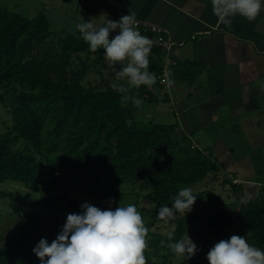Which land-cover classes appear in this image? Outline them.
I'll list each match as a JSON object with an SVG mask.
<instances>
[{"label": "trees", "instance_id": "obj_1", "mask_svg": "<svg viewBox=\"0 0 264 264\" xmlns=\"http://www.w3.org/2000/svg\"><path fill=\"white\" fill-rule=\"evenodd\" d=\"M0 4V107L4 111H0V185L13 181L42 191L32 205L48 206L66 199L77 212L82 204L70 196L74 183H83L98 198L115 202L124 195V186L145 181L158 208L171 206L172 197L187 187L196 201L185 217L178 215L171 222L175 230L160 231L156 223L148 228V264H168L175 256L168 244L199 226L206 232L204 241L195 256L185 257L181 264H208L212 243L232 235L245 236L264 250V185L249 190L229 178L213 153L196 147L176 123L137 121L140 107L158 101L151 88L129 90L128 95L143 101L130 119L126 104L131 100H122L123 94L111 87L124 82H111L99 70L101 84L85 83L86 75L104 56L102 49L91 52L79 31L54 30L43 12L31 18L16 11L10 1ZM155 47L149 55V71L160 84L162 48ZM92 56L96 58L89 63ZM222 171L226 173L222 185H232L238 197L234 214L225 202L206 204L205 194L193 190L208 180L215 183ZM51 187L59 188L60 194L49 196ZM251 190L256 193L248 196ZM7 199L16 196L0 190V200ZM28 207L17 210L18 216ZM43 221L44 217L32 215L19 226L17 236L0 235V264H40L33 248L41 238L51 243L58 235L57 228H52L46 237L40 236ZM167 232L173 233V241Z\"/></svg>", "mask_w": 264, "mask_h": 264}, {"label": "crops", "instance_id": "obj_2", "mask_svg": "<svg viewBox=\"0 0 264 264\" xmlns=\"http://www.w3.org/2000/svg\"><path fill=\"white\" fill-rule=\"evenodd\" d=\"M63 1L65 5L59 1L57 6L69 12L76 4ZM10 4L31 17L21 5ZM129 12L144 25L167 30L163 36L175 44L167 78L175 83L169 87L161 80L151 88L158 98L155 104L168 103L169 110L161 113L170 115L169 124L176 123L180 133L190 135L194 145L213 153L215 160H240L228 137L245 129L259 138L264 134V12L253 22L238 15L226 27L213 14L211 0H78L77 14L84 19L77 21L91 17L100 24L103 13L116 21ZM138 30L157 43V34ZM250 157L263 160V153ZM257 172L264 174V167ZM252 179L235 178L249 190L258 184Z\"/></svg>", "mask_w": 264, "mask_h": 264}, {"label": "clouds", "instance_id": "obj_3", "mask_svg": "<svg viewBox=\"0 0 264 264\" xmlns=\"http://www.w3.org/2000/svg\"><path fill=\"white\" fill-rule=\"evenodd\" d=\"M211 3L213 14L226 27H230L238 15L253 22L264 12V0H211ZM76 28L91 52L103 50L104 60L115 71L116 81L124 82L113 83L111 87L123 94L122 100H131L139 108L143 101L138 95H128L129 90L141 86L152 88L158 78L149 71L153 41L138 30L135 12L121 16L119 21L105 19L100 24L94 20L84 21ZM113 32L117 34L112 36ZM117 65L119 70H116ZM166 83L172 87L175 81L169 78ZM261 87L264 89V84ZM196 197L191 188L180 189L172 197L171 206L158 208V220L168 225L178 215L185 217ZM80 207L79 213L66 216L62 230L51 243L41 238L33 248L40 264H148L145 252L149 229L135 204L101 209L85 202ZM165 234L169 241L174 240L172 232ZM168 247L177 257L188 259L198 251L187 234ZM206 258L209 264H264V250L251 245L245 236L232 235L216 242Z\"/></svg>", "mask_w": 264, "mask_h": 264}, {"label": "rangeland", "instance_id": "obj_4", "mask_svg": "<svg viewBox=\"0 0 264 264\" xmlns=\"http://www.w3.org/2000/svg\"><path fill=\"white\" fill-rule=\"evenodd\" d=\"M8 1L16 2L17 4L21 5L23 7V10H26L31 18H33L32 16L37 13V10H40L47 16L54 30L60 29V31H64L67 33H75V31H78L75 29L78 21L80 20V16L82 17V19H84L83 15L77 14L78 0L75 1L76 4H73V6L71 7L72 10L70 12L66 8L62 9V6H59L60 8L57 6V4H59V1H61V3L65 5L63 0H0V3ZM83 1L86 2V0ZM46 5H48L47 8ZM36 15H38V13ZM90 18L91 17H88L86 22L90 21ZM105 19H109V17L106 13H103L100 17V23H102ZM119 20L120 19L118 18L116 21ZM94 22L96 23V21ZM116 34V32H113L111 35L115 36ZM155 46L160 47L158 43H155L152 46V51L156 49ZM95 58V56H92L89 59V63H92ZM76 63H78L77 60ZM119 67L120 66L117 65L116 70H119ZM99 70H102L105 77L111 82H119L115 79V71L107 66L106 61L103 57L100 64L93 69L91 68L89 73L86 75L85 83L90 81L94 85L101 84L103 81V77L100 75ZM134 109L135 106L132 104V102L126 104V113L130 119L134 115ZM1 110L2 107H0V111ZM162 110H169L168 103L162 102L160 106L158 104H145L140 107V110H138V112L136 113L135 119L137 121H142L141 123L154 121L169 124V120L171 119L168 118V116L170 115L168 113H161ZM1 113L3 114L4 111L2 110ZM255 135L256 133H249L247 129H245L243 132L238 131V133L234 137L230 135L231 137H228L230 146H233L234 148L236 147V153H239V157L237 156V159L240 158V155L242 158L240 160L218 161L222 166V170L225 172H229V174H227L229 178L233 180L235 178L241 179L245 176L252 177L256 182L258 181L257 188L259 189L260 187H262V185H264V174L257 172V169H259L260 166L264 167V140L262 139L264 138V134L261 132L260 138L258 137V134L256 136ZM260 153H263V160H249V158H252L250 157L252 154L258 155ZM236 168L239 171H237ZM223 171L221 172V178H219L215 183H212V181L209 182L208 180L206 182L198 184L193 190L195 194H199L200 192L205 194L204 198H207L208 200L207 202L205 201L206 204H214L216 202H219V200L221 202H225L228 205L227 207H229V209L234 214L237 211L238 207V197L234 194L232 185H222L223 179L225 178L226 174ZM239 182L240 181H238V183ZM0 190L12 192L16 196V199L0 200V235L3 238H5L9 233L12 236H17L19 226L27 222L32 217V215H37V217H44V221L40 223L38 230L40 236L46 237L52 228H57V234H59V232L62 230V226L66 221V216L69 213H79L75 208L69 205V202L66 199L48 206L32 205L33 201L41 198V196L43 195L42 191L27 189L20 183H16L13 181L4 182L0 185ZM60 192L61 190H59V188L51 187L49 196L58 195L60 194ZM250 192H252V190L249 191V193L247 194L248 196H253L255 193L254 191L252 193ZM70 193V196L78 203L83 204L85 202H88L101 209H107L109 207L115 209L119 205L126 206L129 203H133L141 212L147 228H154V225L152 224L156 223L160 231L165 232L167 227L175 230V226L171 222L168 225H165L163 221L158 220V206L154 202L153 196L151 195L150 185L145 181H139L134 185L129 183L124 186V195L115 202H110L98 198L92 192H90L87 189L86 185L83 183H74L72 189L70 190ZM137 193H140V195H138ZM26 205H30V207H28L29 211L24 213L23 216H18L19 214L17 210L25 207ZM187 235L198 247L204 241L206 232H203L202 228L199 226L196 228H191ZM215 243H212V246H214ZM185 257H177L175 255L168 264H181Z\"/></svg>", "mask_w": 264, "mask_h": 264}, {"label": "built area", "instance_id": "obj_5", "mask_svg": "<svg viewBox=\"0 0 264 264\" xmlns=\"http://www.w3.org/2000/svg\"><path fill=\"white\" fill-rule=\"evenodd\" d=\"M138 22V27H141V30L143 33H154L157 34V43L164 49L165 54L163 55V63H164V72L162 73V75L160 76V79L166 83L167 78H168V69L169 66L171 64V54L173 52V48L175 46L174 42L168 38L166 39L163 34L164 33H168L167 30L162 29L158 26H154V25H144L141 22ZM166 85V84H165Z\"/></svg>", "mask_w": 264, "mask_h": 264}]
</instances>
